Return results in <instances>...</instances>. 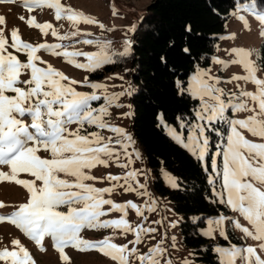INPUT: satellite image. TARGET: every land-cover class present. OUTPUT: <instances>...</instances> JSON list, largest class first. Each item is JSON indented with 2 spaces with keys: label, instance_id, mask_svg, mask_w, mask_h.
<instances>
[{
  "label": "snow or ice",
  "instance_id": "6c2138e0",
  "mask_svg": "<svg viewBox=\"0 0 264 264\" xmlns=\"http://www.w3.org/2000/svg\"><path fill=\"white\" fill-rule=\"evenodd\" d=\"M16 2L0 0V4ZM20 3L30 15L27 19L24 16L19 19L42 36H47L50 30L51 36L59 41L70 40L82 35L78 28L80 24L96 25L105 30V25L95 17L66 6L61 0H20ZM112 7L115 15L116 7ZM44 8L53 11L56 21L67 20L73 30L61 35L51 22H37L31 13L34 9ZM241 12L259 22L262 26L259 35L264 36V4L259 0H247L235 5L232 15L247 29L248 20ZM5 26L6 18L0 15V167L7 169L0 170V183L22 187L27 199L9 214L0 215V223L13 225L41 252L46 250L45 238H50L61 264H69L70 257L66 254L69 247L78 252H98L112 264H162L161 257L166 249L160 243L145 252L139 248L145 237L157 230L146 227L143 222L134 224L129 217L131 210L136 217L146 221L145 211L155 210L156 201L152 199L147 183L137 179L144 173L131 167L133 157L141 160V153L135 147L136 141L131 133L106 119L110 116V107H123L116 101L126 92L109 94L106 84L91 82L87 75L82 80L72 78L39 54L43 51L62 57L67 65L93 73L114 63L115 56L130 55L131 41L125 39L123 51L119 53L111 50V41L99 37L79 41L95 46L96 51L69 50L70 46L62 43L26 42L19 35V30L13 27L9 43ZM129 31H135V27ZM234 38V35L221 37ZM184 52H189V49L185 48ZM231 53L234 59L225 61L213 56L212 61L222 69L229 64L238 65L244 74H233L230 79L222 80L211 74L210 69L198 68L189 78L186 88L181 81L176 82L181 93L187 92L191 99L199 102L192 109L193 120L176 117L181 131L167 124L162 116L157 119L166 134L198 162L203 163L206 157L209 158L211 174L207 183L212 186L213 195L218 203L226 205L246 222L247 226L239 219L231 220L235 229L243 237L257 242L256 246L246 247L235 244L216 246L213 251L219 255V264H238V261L239 264H264V48L259 62L251 49L235 47ZM18 54H23L26 59L21 60ZM78 57H83L84 62ZM233 82L250 83L254 85V91L244 90L240 83H236L238 92L227 91L220 86ZM77 85L91 91L77 90ZM127 94L131 95V92ZM101 100L103 103L98 107L93 106V102ZM229 112H248L250 115L242 119L229 118L226 115ZM123 115L128 117L131 113ZM221 122L228 126L226 136L210 155L208 132L221 136L220 130L214 127ZM72 125L76 127L73 129ZM184 129L187 130L186 136ZM104 130L112 135H103ZM244 132L262 142L246 138ZM218 157L221 158L219 164ZM112 165L126 171L122 175L109 173L102 177L93 174L98 167L107 169ZM204 171L208 172V168L205 167ZM162 174L171 188L178 187L175 176L167 171ZM22 175L28 178H21ZM98 180L106 181L109 186L96 187L91 183ZM217 183L219 191L214 187ZM118 188L138 197H148V200L137 204L132 199L115 202L106 198V194L111 196ZM5 207L8 205L0 201V209ZM109 213H119V216L102 219ZM196 219L199 218L194 217L193 222ZM227 219L229 217L225 215L209 218L208 227L201 234L214 238L213 233L218 231L219 236L227 240L224 229ZM86 228L111 229L112 234L89 240L81 235ZM117 233L127 242L116 243ZM129 234L132 239H128ZM11 245V249L7 246L0 249V262L36 264L29 249L19 239H12ZM164 264H172V261L166 260ZM183 264L190 262L185 259Z\"/></svg>",
  "mask_w": 264,
  "mask_h": 264
},
{
  "label": "rangeland",
  "instance_id": "374dc122",
  "mask_svg": "<svg viewBox=\"0 0 264 264\" xmlns=\"http://www.w3.org/2000/svg\"><path fill=\"white\" fill-rule=\"evenodd\" d=\"M150 1L151 0H61L62 4L66 6H70L75 10L82 11L86 15H91L105 25V30L102 31L96 25L80 24L78 25V28L80 29L82 35L79 37H72L70 40H66V41H59L58 39L52 37L50 30L47 36H42L38 30L30 29L25 23V21H21L19 19L20 16H24L25 19H27L30 13H28L26 9L21 5L20 0H17L15 4H8V3L0 4V15L5 16L6 18L5 34L6 37L9 39V43L11 42L10 31L13 27H15L19 30V35L23 40H25L26 42H31L33 44L62 43L64 45H69L70 46L69 50L78 49L81 51L92 52L97 50L95 46L84 45L79 41H82L84 38L94 39L99 37L102 40L111 41V50L119 53L123 51V41L125 39L131 41L133 34L138 30L140 17L146 5ZM238 3L242 4L245 2H238ZM113 5H115L116 7L115 15H113V7H112ZM234 11L235 8L231 11L230 16L225 22V31L218 36V42L216 44L215 52L212 55V57L215 56L222 60L229 61L231 59H234V55L231 53V49L235 47H243L246 49L253 50L257 54L255 57L257 59L258 51L262 39V36L259 35L262 26L252 16L241 12L240 14L245 15L246 19L248 20V28L245 29L243 24L239 20H237L235 16L232 15ZM31 15H34L36 17L37 22L40 23L51 22L53 26L58 30V33L61 35L65 33H70L73 30L67 20L62 19L60 21H56L54 19V13L50 9H46V8L34 9ZM133 26L135 27V31H129V29L132 28ZM108 29H112V31H108ZM83 33H91L92 35L84 36ZM233 35L235 36L234 39H221V37H227ZM9 51H12V49L9 48ZM39 54L42 56L43 60L47 61L48 63H51L58 70H62L63 72H65L66 75L72 78L82 80L84 76L87 75L89 78V75L92 74L84 70L75 69L71 65H67L63 61L62 57L59 58L54 57L43 51ZM18 55L21 60L26 59V57L23 54H18ZM212 57L207 66L198 67V68L210 69L211 74L219 76L222 80L230 79L231 75L233 74H237V75L244 74L243 69L238 65L229 64L227 68L222 69L220 65H217L212 61ZM119 58L120 56H115L113 59L114 61H116ZM77 59L81 62H84L83 57H78ZM104 66L101 69H103ZM198 68H196L189 75L187 82L189 78L197 71ZM120 77H122V79H120ZM89 80L91 82H99L106 84L107 91L109 94L120 93L122 91L126 92L124 96L119 97L118 101H116V103L123 105V107H115V106L110 107L109 108L110 116L106 117V119L109 121V123L123 127L126 129L127 132L132 134L131 132L132 107L129 101L130 95H128L127 92H131L132 94L135 91V89L131 85L127 72L121 70L107 72L99 79H89ZM236 83H240L241 87L244 90L254 91V85L250 83L247 84L243 82H233L229 84L222 83L220 86L225 88L227 91L238 92L236 88ZM76 87L77 90L80 91H91L90 89L86 87H81L80 85H77ZM186 87H187V83L185 88ZM101 103H103V100L98 102H93V106L98 107ZM197 103L199 102L197 101ZM126 112H130L131 115L125 117L123 113ZM226 115H228L229 118L242 119V118H246L248 115H250V113L239 112L232 114L229 112L226 113ZM170 125L172 127L177 128L178 131H181V129L179 128V121H177L175 124H170ZM160 126L162 127L164 133L166 134L163 125ZM70 127L74 129L76 126L72 125ZM214 127L218 128L222 133V135L217 136L216 133L213 131L208 132V136L210 138V149H209L210 155L215 151L216 144L222 143L224 141L228 126L221 122V123H217ZM90 130H95V129H90ZM183 131L185 132V136H186L187 130L184 129ZM244 134L246 138L252 139L254 142H262L259 140V138L252 137L247 132H244ZM103 135L108 136L112 134L109 133L107 130H104ZM135 147L140 151V148L137 146V144L135 145ZM140 153H141V160H135V157H133V164L131 167L134 169L141 170L144 173V175L138 176L137 179L141 183H145V182L147 183L148 191L151 193L152 199L156 201V204L154 211L152 212L145 211V216L148 217L146 221H143L141 217H136L134 213L130 210V214H129L130 222L134 224L137 222H143L146 227H153L157 230L155 233H151L145 237L144 242L139 246L140 251L145 252L149 247L153 246L156 243H160L161 246L166 249L164 256L161 257L162 264H164L166 260H171L172 264H183V261L185 259H187L190 262V264H202L201 262L196 261L194 259L192 251L183 244L182 235L180 232L181 216L174 211L167 196L160 195L154 190L152 184L153 174L150 171V169L147 168L144 161V156L141 151ZM41 155H46V154L41 153ZM217 161L219 164L221 162V158L218 157ZM201 165L203 168L205 167L208 168V172H206L208 177V175L211 174L209 158L206 157V160L203 163H201ZM0 170L6 171L7 169L0 167ZM124 171L126 170L119 169L115 165H112L107 169L103 167H98L97 169L93 170V174L98 177H102L109 173L122 175ZM163 171H167L171 175L173 174L165 168L160 169V176L164 182V185L169 189H173L166 183L165 177L162 174ZM145 176H147V181H145ZM21 178H28V177L22 175ZM91 183H94L96 187L109 186L106 181L102 182L101 180L94 181ZM214 187L216 188L217 191H219V183L214 185ZM211 191H212V186H211ZM106 198H111L115 202H125L128 199H132L133 202L137 204H143L145 200H148V197H138L135 195V193H125L123 189H119V188L116 189V191L111 196L106 194ZM26 199H27V193L22 187L16 186L14 184H10L8 182L0 183V201H3L6 205H8V207L0 209V215H6L9 214L11 211H14L15 207L19 203L26 202ZM211 201L218 203L217 198L214 195L211 198ZM149 203H151V201H149ZM221 205L224 208L219 209V212L217 214L204 218L203 225H199L198 227L199 233H202L203 230L207 229L208 227L207 220L209 218L215 219L219 215H225L229 217V219H227L224 224L225 233L228 236L227 240L219 236L218 231L213 233L214 238L203 235V237H205L206 239L213 241L214 243L213 249L216 246L230 247L233 244H235L237 247L256 246L257 242L251 240V238L243 237V234L240 233L239 230L235 229L234 225L230 221L233 219H239L243 224H245V226H247L246 222H244L243 219L239 217L237 214L233 213L232 210L229 209L226 205L223 204ZM107 207L108 206H105V208ZM61 210L66 211V208H62ZM118 216L119 213H109L106 217H102V219L118 218ZM194 217H198V216H191L192 221ZM156 221H158V223H156ZM173 224H175V227L172 226ZM111 234H112L111 229H87V228L83 229L81 233L83 238L89 240L102 239L103 236L111 235ZM132 238L133 237L129 234L128 239H132ZM12 239H19L21 243L24 244L29 249L33 258L36 261V264H61L58 253L51 246L50 238H45L44 247L46 250L44 252H41L36 248L33 242L29 241L26 237H24L23 234L20 233L19 230L16 229L13 225L7 222L0 223V249L6 246L11 249ZM220 239L225 240L226 242L221 243L219 241ZM115 242L126 243L127 241L122 236H120L119 233H117L115 236ZM66 254L70 257L69 264H112V262L108 258L103 257L101 254L95 251L78 252L75 249L69 247L68 249H66ZM217 256L219 260V255L217 254ZM0 264H3V262H0Z\"/></svg>",
  "mask_w": 264,
  "mask_h": 264
},
{
  "label": "trees",
  "instance_id": "16d2710c",
  "mask_svg": "<svg viewBox=\"0 0 264 264\" xmlns=\"http://www.w3.org/2000/svg\"><path fill=\"white\" fill-rule=\"evenodd\" d=\"M246 1L151 0L132 36L130 55L89 75V79H99L107 72H127L135 89L129 97L132 136L153 174L154 190L167 196L174 211L181 216L183 244L202 264H219V260L213 251V241L203 237L198 227L203 225L204 218L224 207L211 201V186L201 163L164 133L157 117L162 116L169 124H175L177 116L189 121L194 118L192 109L198 103L186 92L181 93L176 82L181 81L185 88L189 75L209 64L231 11L236 3ZM259 2L264 4V0ZM185 48L189 52H184ZM262 48L264 36L258 62ZM161 168L177 178V188L169 189L164 185ZM191 216L199 219L193 222Z\"/></svg>",
  "mask_w": 264,
  "mask_h": 264
}]
</instances>
